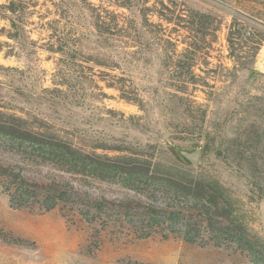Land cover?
I'll list each match as a JSON object with an SVG mask.
<instances>
[{
	"label": "rangeland",
	"instance_id": "1",
	"mask_svg": "<svg viewBox=\"0 0 264 264\" xmlns=\"http://www.w3.org/2000/svg\"><path fill=\"white\" fill-rule=\"evenodd\" d=\"M177 1L220 23L186 94L174 86L170 53L143 23L155 0H37L26 34L35 48L0 33V110L37 116L90 154L71 163L0 135V166L29 182L65 183L71 195L44 211L41 195L20 205L11 181L0 178V264H264V40L254 57L249 41H227L233 20L264 36V0ZM96 17L109 34L96 30ZM7 24L0 18V29ZM58 36L68 42L63 50ZM250 62L252 70L226 71ZM66 65L70 91L56 84ZM167 142L201 144L198 167L183 164ZM97 156H120L140 173L104 172ZM206 178L237 201L232 226L207 223L201 203L170 182ZM126 201L129 211H114Z\"/></svg>",
	"mask_w": 264,
	"mask_h": 264
},
{
	"label": "trees",
	"instance_id": "2",
	"mask_svg": "<svg viewBox=\"0 0 264 264\" xmlns=\"http://www.w3.org/2000/svg\"><path fill=\"white\" fill-rule=\"evenodd\" d=\"M36 6L37 0H5L4 3L0 4V18L8 23V28H1L0 33H3L8 39L17 41L21 49H25L26 46L35 48V41L29 39L26 34L29 33L27 27L32 24L29 19L34 14ZM144 9H146L147 13H143V23L145 26H148V32L155 37L162 50L168 51L171 54H169L168 59L174 70V86L178 92L186 94L188 85L195 87L199 82V78L193 74V68L199 60L206 61L208 57L206 49L210 47L212 42H216L220 23L210 15L200 13L177 0H155L151 7ZM147 15L155 16L156 21H151L147 18ZM94 26L99 33L109 34V29L104 20L96 17ZM242 40L249 41L251 56L254 57L264 40V36L256 39L255 34L246 30L243 23L233 20L228 29L227 41L232 45L234 41L240 42ZM55 44L58 45L60 50H63L67 47L68 42L58 36L56 37ZM221 68L222 70H226V68ZM240 69L252 70L253 68L250 62L249 66L243 65V63L234 64L231 69H227L226 71L229 74L235 75ZM72 71V69H68L67 65L64 68H60L58 70L59 80L56 84L66 89L69 88L70 91L73 79ZM107 87H112L119 92L122 91V98L127 101L131 100L120 89V86L109 83ZM50 91L64 92L62 89L56 87ZM13 93L18 97L21 96L20 90H14ZM173 95L180 99L185 98L184 95ZM1 100H3V96H0ZM202 113L204 114V110H201ZM27 117L23 118L14 113L0 110V135L38 148L40 147L47 151L59 152L61 156L71 160V163L74 160L76 161V159L86 162L90 157L89 152L73 146L72 143L49 127L43 119H39L37 116ZM127 164L125 163L124 166L120 165V156H97L95 166L104 172L115 170L121 171L124 174L140 173L138 168H128ZM3 177H7L11 181L15 193L21 199L20 205L22 198L27 197L30 193L34 196L41 195V200L37 199L36 204L44 211L52 209L57 200L63 201L62 199L71 197L69 186L65 183L51 182L43 184L29 182L20 174L13 173L9 168L0 166V178ZM170 182L181 193L189 195L201 203L202 208L200 211L207 223L217 220L221 223H226L228 226H232L236 222L237 215L235 211L237 210V201L232 198L228 188L223 186L219 181L213 178H206L195 182H188L183 179H172ZM121 204V206L120 204L116 206L115 212L119 213L120 207L128 211L132 207V202L126 201ZM93 207L98 211H103L98 203L93 204ZM158 210L159 208L150 209L151 212ZM162 211H165V209H162ZM16 243V241L11 242V244Z\"/></svg>",
	"mask_w": 264,
	"mask_h": 264
},
{
	"label": "water",
	"instance_id": "3",
	"mask_svg": "<svg viewBox=\"0 0 264 264\" xmlns=\"http://www.w3.org/2000/svg\"><path fill=\"white\" fill-rule=\"evenodd\" d=\"M166 146L172 150L176 157L186 166L197 168L202 155L201 144L195 146H181L167 142Z\"/></svg>",
	"mask_w": 264,
	"mask_h": 264
}]
</instances>
